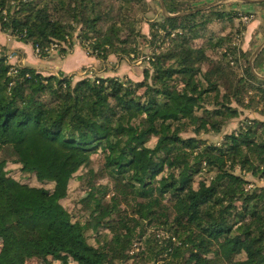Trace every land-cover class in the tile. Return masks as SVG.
I'll return each mask as SVG.
<instances>
[{
	"label": "trees",
	"instance_id": "obj_1",
	"mask_svg": "<svg viewBox=\"0 0 264 264\" xmlns=\"http://www.w3.org/2000/svg\"><path fill=\"white\" fill-rule=\"evenodd\" d=\"M163 4L169 16L200 6ZM150 11L146 0H0V33L42 58L74 40L102 63L155 50L140 80L11 73L0 55V264H264V188L246 179L264 180V121L250 116L264 117V48L253 72L237 43L246 27L224 5L159 12L148 38ZM85 168L72 215L62 201Z\"/></svg>",
	"mask_w": 264,
	"mask_h": 264
},
{
	"label": "crops",
	"instance_id": "obj_2",
	"mask_svg": "<svg viewBox=\"0 0 264 264\" xmlns=\"http://www.w3.org/2000/svg\"><path fill=\"white\" fill-rule=\"evenodd\" d=\"M218 1L226 6V4H228L231 0ZM212 2L209 1L208 4ZM232 2L233 3L230 2L226 8L239 13H252L255 12L258 7H264L259 6L256 3L242 4V2L240 5H238L234 0H232ZM258 28V22H251L246 26V30L243 33V37L240 41V48L242 49V51L249 52L252 47H255L264 40V29H261V27L260 29ZM147 34L148 33H144V35ZM8 46L10 47L8 48ZM0 55L6 57L8 64L12 66L29 67L44 76L63 74L65 76L73 77L75 80H78V77H80L78 75L79 72L91 71V74L93 75V73H96V71L98 72V65L108 67L109 64L114 61L116 62V71L106 68V70L104 69V71L101 72L105 75L98 76L103 78L115 77L119 76V74H123V76H125L126 78L133 79V76L135 74L132 66L127 64L128 61H126V63L125 60L117 59L115 56L111 55L109 56L106 63H102L94 57L87 56L84 50H82L80 47H74L71 52L64 56L60 55L57 50L52 49L46 57L42 58L36 55V52L31 45L23 44L17 39H13L9 35L3 33H0ZM257 119L264 121V117H259ZM242 120L243 116L239 119L232 120L224 129V133H229L235 130ZM215 137L218 140L220 139L219 135ZM247 177H250V175H248ZM252 181L258 186L264 188V180L255 181L252 179Z\"/></svg>",
	"mask_w": 264,
	"mask_h": 264
},
{
	"label": "rangeland",
	"instance_id": "obj_3",
	"mask_svg": "<svg viewBox=\"0 0 264 264\" xmlns=\"http://www.w3.org/2000/svg\"><path fill=\"white\" fill-rule=\"evenodd\" d=\"M146 1L150 5L151 11L148 12L145 15L144 18L141 17L142 19H141V21L139 23V27H140L139 29H140V32L142 34L148 33L146 36L149 38V24H150L149 22H154V20L158 18V16H159L158 15L159 14V7H158V0H146ZM181 1L190 3L192 5V7H194L195 4H196V6L197 5H200V6L207 5L209 1L210 2L213 1L212 3L219 2L218 0H215V1L214 0H181ZM234 1L238 5H240L242 3L240 0H234ZM230 2L233 3L232 0ZM229 3L226 4L225 8L227 7V5H229ZM220 5H224V4L220 3ZM200 6H198V7H200ZM226 9L227 10H231V9H228V8H226ZM232 11H234V10H232ZM5 14L6 13L3 12V15H5ZM242 17H247L248 21L245 22V21L241 20ZM251 22H258L259 23V28L258 29H260V27H261V29H264V7L263 8L262 7L261 8L258 7V9L255 12H252V13L241 12V13H239L238 20H236V23H240V27H244V26L246 27ZM243 33L242 32L240 33L239 38L241 37V39H242ZM10 37H12V36H10ZM241 39H238V42L237 43H240ZM74 41H75L74 42L75 43V47H80L82 49V47L79 46L80 45L79 41H77V40H74ZM263 42H264V40L261 43H259L258 45H256L255 47H252L251 48V50H250L251 56L255 52V50ZM150 45H151V43H150ZM150 45L149 44H145L144 45L145 48H144V52H143L144 55H146V57H149V58L151 57L152 53L155 51L154 48H153L154 45H152V47H148ZM157 45H158L157 47H159L160 46V43L158 42ZM9 47L10 46H8V48ZM82 50H84V49H82ZM157 51H158V49H157ZM86 55H87V53H86ZM251 56H250V58H251ZM250 58H249V60H250ZM139 59H140V57H138L135 61H133V60H130L129 61L127 59H123V60H125V62L128 61V63L127 62L126 63L129 64L130 66H132V68L134 69L135 74L133 76V79H136V80L142 79V71H143V69H145L148 66V62H146V61H139ZM6 61H7V59H6ZM107 61H108V59L104 63H106ZM106 68H108L109 70L111 69V70H115L116 71V68H117L116 67V62L115 61L114 62H111V64H109L108 67L107 66L106 67H103L102 65L101 66L98 65V67H97L98 72L96 71V73H93L92 77H100L98 75H105V74H103L101 72L104 71V69L106 70ZM83 72L84 71H81V72L78 73V75L80 76V77H78V79L84 78V77H81ZM54 76L59 77V74L58 75H54ZM115 78L124 80L126 77L123 76V74H119V76H115ZM72 79H73L72 80L73 82L76 81L74 78H72ZM250 116L251 117H256V118H259L260 117L259 114L256 113V112H253ZM206 138L209 140V142H213V143H215V142H217V141L220 140V139L218 140L215 136H207ZM94 166H95L94 169L97 170V166L98 165L96 163H94ZM87 169L85 168V169L81 170L71 180V182L69 184V193H68V196H67L66 199H64L62 201V204L64 205V207L72 215H76V211L78 209L77 200H78L79 196L82 195V192H81V188H82V185H83V181L82 180H86L89 177V174L87 172ZM24 178H27V176H24ZM96 179H98V177H96ZM246 179L249 180V181H252V178H250V177H247L246 176ZM31 182L32 183L35 182L34 179H32ZM98 183L105 184L106 183V180L105 179L98 180ZM91 242L94 243V240H91ZM46 262H48L50 264H76L73 260L69 259L65 255H58V256H55V257H48V258H46ZM25 264H42V262L39 261V260H36V259H31V260L26 261Z\"/></svg>",
	"mask_w": 264,
	"mask_h": 264
},
{
	"label": "water",
	"instance_id": "obj_4",
	"mask_svg": "<svg viewBox=\"0 0 264 264\" xmlns=\"http://www.w3.org/2000/svg\"><path fill=\"white\" fill-rule=\"evenodd\" d=\"M241 2L243 3H257V2H260V1H264V0H240ZM221 2H217V3H209L207 5H203V6H200L190 12H186V13H178V14H175L173 16H169L167 13H166V10L164 8V4H163V0H158V7H159V12H161L164 16L166 17H180V16H184V15H187V14H191V13H195V12H198V11H205L207 9H210V8H213V7H216V6H219ZM264 48V42L255 50V52L252 54L250 60H249V65L252 69V63H253V60L255 59V57L262 51V49ZM252 71L254 72V70L252 69ZM259 77V76H258ZM260 78V77H259ZM261 79L264 80V77Z\"/></svg>",
	"mask_w": 264,
	"mask_h": 264
},
{
	"label": "built area",
	"instance_id": "obj_5",
	"mask_svg": "<svg viewBox=\"0 0 264 264\" xmlns=\"http://www.w3.org/2000/svg\"><path fill=\"white\" fill-rule=\"evenodd\" d=\"M241 20L247 22L248 19L247 17H242ZM75 47V44L73 46V48ZM52 49H55L56 50V46H53ZM36 52V55H38V51L37 50H34ZM138 57H140L139 61H146L148 62L149 61V57H146V55H144V53L142 52L140 55H138L137 57H134V56H131V60L135 61ZM15 67H18V66H12V69H11V73H15ZM81 77H92V74H91V71H84L82 73V76Z\"/></svg>",
	"mask_w": 264,
	"mask_h": 264
}]
</instances>
